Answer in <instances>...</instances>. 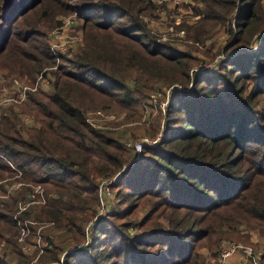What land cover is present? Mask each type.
<instances>
[{
    "label": "trees",
    "instance_id": "16d2710c",
    "mask_svg": "<svg viewBox=\"0 0 264 264\" xmlns=\"http://www.w3.org/2000/svg\"><path fill=\"white\" fill-rule=\"evenodd\" d=\"M193 2L196 23L178 24L189 38L202 44L216 25L228 33L202 51L223 53L216 69H196L203 59L192 50L152 34L142 17L151 0H83V44L50 71L51 91L27 90L19 111L2 107L0 264H31L38 252L36 264H204L198 248L216 256L223 238L262 249L264 264V0ZM67 11L64 0H0V62L15 61L3 68L32 82L52 65L47 30ZM17 50L29 63L11 56ZM166 89L164 113L143 129L159 136L139 156L120 122L86 120L97 108L133 119L142 99ZM114 177V202L95 220L99 184ZM36 185L35 202L19 211ZM24 221L44 243L32 256L18 240Z\"/></svg>",
    "mask_w": 264,
    "mask_h": 264
},
{
    "label": "rangeland",
    "instance_id": "374dc122",
    "mask_svg": "<svg viewBox=\"0 0 264 264\" xmlns=\"http://www.w3.org/2000/svg\"><path fill=\"white\" fill-rule=\"evenodd\" d=\"M67 3L68 11L64 13H57L55 15V20L58 23L47 30L48 41L50 43V50L53 56V63L50 65L49 63L43 64L45 61V57L41 56L43 59V68L35 73L34 80L24 81L21 79V75L19 72L14 71L13 68H3L5 63H8L10 66H13L14 60L8 57H2L0 62V115L2 107H6L8 105H12L16 110L19 111L23 109V105L27 104V96L26 91H36L38 89L42 91H51L52 89V80L53 76L50 74L52 70L56 69L57 66L62 63H67L63 61L62 56L72 57L75 52L78 51L79 47L83 44V29H82V21L78 18L79 5L82 4L83 0H64ZM155 5L154 11L152 13H144L142 14L143 20L146 22L148 28L157 37L158 40L162 42H170L172 45L182 49V50H192L193 54L203 59V62L197 64L196 69L210 71L217 68L216 64L218 60L223 56L222 52H218L213 56V58L209 59L207 56L203 54V49L211 50L215 52V49L218 46H222L225 43L226 38L228 37V33L225 32V29L222 26L216 25L208 28V37L204 40V42L198 43L194 41L192 38L187 36V32L185 27L178 26L179 23H185L187 25L195 24L199 18V15L195 13L194 0H151ZM233 49L231 52H234ZM11 56H14V59H18L20 62H27V58L25 54L17 50L11 53ZM29 63V62H27ZM17 67V66H16ZM47 76H45V73ZM22 87L24 88L22 90ZM174 89V88H173ZM186 89V88H184ZM22 90V91H21ZM164 91V90H163ZM21 93V98L19 97ZM19 94V95H18ZM12 96H16L17 101L12 100ZM4 98H11L9 103H2ZM169 97V96H168ZM167 89L165 90V94L163 95L161 92L156 93L154 97L142 99L139 108V116L133 119H126L124 113L114 112L109 109H87L84 113L88 119L91 121H101L106 124V127L116 128L113 125L115 122H120L121 124L118 126L119 128L129 129L126 133L129 138H132L128 142H135L137 139H143L147 142H156V137L158 138L159 134L154 136L153 138L149 136L147 133L143 132L145 127H148L151 123H154L161 117V114L165 111V106L167 103ZM20 104L22 106H20ZM96 111H102L105 115H111L113 112L115 116L105 118L102 115L97 114ZM107 113V114H106ZM22 117H28L27 121L24 122L23 125L28 126L34 123L33 119V111L27 112L26 114L23 112ZM21 117V118H22ZM162 120L160 121V127H162ZM113 121V122H112ZM131 127V128H129ZM137 133L136 136H132V132ZM131 136V137H130ZM147 138V139H146ZM135 153V151L133 150ZM136 154V153H135ZM15 184L12 185V188ZM37 186V185H36ZM35 186V187H36ZM8 191L10 190V185L7 186ZM0 197H4L1 193L0 189ZM107 204V209L110 208L112 202H114V190L111 189V195L107 196L105 199ZM107 212L104 211V214H98L97 220L99 221L100 217L106 216ZM141 215V214H139ZM243 230L247 229L245 225H239ZM39 229L36 230V233ZM249 230V229H247ZM39 232V231H38ZM251 234V241L256 242L257 240H263L259 237L258 232L255 230L248 231ZM31 235H27L25 240L29 241L28 243L32 245L37 237H29ZM227 238H223L221 241ZM230 240V239H227ZM236 241V240H235ZM219 243V248H220ZM35 247L26 250V253L32 256L33 249ZM24 250V249H23ZM198 253L200 254V260L204 264H210L209 259L215 256H211L207 247L198 248ZM219 251V250H218ZM36 256H39L36 254ZM36 256L31 259V264H36L38 262V257Z\"/></svg>",
    "mask_w": 264,
    "mask_h": 264
},
{
    "label": "built area",
    "instance_id": "2783aa9c",
    "mask_svg": "<svg viewBox=\"0 0 264 264\" xmlns=\"http://www.w3.org/2000/svg\"><path fill=\"white\" fill-rule=\"evenodd\" d=\"M23 89L24 88L22 87V90ZM19 97L21 98V93H20ZM10 99H11L10 97L9 98L3 97L4 101H2V103L7 104L12 100H14V101L18 100L16 98V96H12V100H10ZM96 112H97V114L102 115V117L104 116L105 118L115 116V113H113L111 115H105V113H103L102 111H96ZM27 118L22 117L23 122H26ZM86 120L91 125H93L95 127H102V126L104 127L105 126V123H103L101 121H91L87 117H86ZM154 140H156V139H154ZM145 143H152V142H147L145 140V138H143L140 140L137 139L135 142H128L127 144L131 145L133 147V149L136 153L135 156H139V154L142 150V147ZM115 178L116 177L103 179L99 184L98 195H99L101 205L99 207V213L98 214L102 215V214H104V211L106 212V202L104 199L107 196L111 195V187L110 186L116 180ZM17 185H18V183L15 184L14 187H16ZM10 189H11V187H10ZM34 190H35V192L31 193V195H30L31 196L30 201H26V202L25 201H19V204H18L19 211L21 209L25 208L27 206V204L35 202V199H34L35 194L37 192H41L40 185H37L34 188ZM97 217L95 218V220H97ZM27 225H28L27 221H24V227L25 228L21 229L20 235L18 237V240L20 241V243L22 245V249H24V251H26L32 247L36 246L35 248H37V247H40L41 245H44V243H42L38 237L35 240V245L29 244L28 243L29 241H27V240L25 241L26 236L29 234V229L26 228ZM38 231H37V233H38ZM39 254H40V252L37 253V255H39ZM262 254H263L262 249H255L251 245L244 244L240 241L225 239V240L221 241L220 248H219L217 255L215 257H212L211 259H209V263L210 264H262V258H261ZM37 257L38 256H36V258ZM56 264H65L64 260H63V256H61L60 261L57 262Z\"/></svg>",
    "mask_w": 264,
    "mask_h": 264
}]
</instances>
